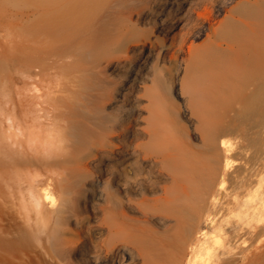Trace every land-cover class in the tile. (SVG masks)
I'll return each instance as SVG.
<instances>
[{"label": "bare ground", "instance_id": "6f19581e", "mask_svg": "<svg viewBox=\"0 0 264 264\" xmlns=\"http://www.w3.org/2000/svg\"><path fill=\"white\" fill-rule=\"evenodd\" d=\"M161 1L158 20L110 14L118 0H0L13 5L0 16L13 70L0 81V264H167L169 251L175 264H209L225 251L201 226L223 230L217 212L248 191L258 198L245 206L247 223L264 235V178L253 170L264 0ZM90 60L116 70L151 64L153 85L134 78L117 88L108 103L119 113L108 117L89 92ZM189 79L184 104L155 89Z\"/></svg>", "mask_w": 264, "mask_h": 264}, {"label": "rangeland", "instance_id": "374dc122", "mask_svg": "<svg viewBox=\"0 0 264 264\" xmlns=\"http://www.w3.org/2000/svg\"><path fill=\"white\" fill-rule=\"evenodd\" d=\"M169 1V0H168ZM118 5L111 8L110 14L118 15L121 17H126L131 11H139L142 10L147 18L151 17H159V19H163L166 17V13L164 12V8L161 5L163 1L161 0H118ZM2 2H0V16H2ZM3 15H10L9 13L13 5L10 3L2 6ZM7 11V12H6ZM163 13V14H162ZM162 14V15H161ZM158 19V18H157ZM158 19V20H159ZM189 20H184L185 26H182L183 30H186L190 25ZM142 24V23H141ZM141 27H151L150 22L142 24ZM10 30H5L0 27V81H4L9 79L12 76V48H11V38L12 35ZM8 33V35H6ZM203 35L197 39L200 41ZM130 59H134L133 54H129ZM91 62V63H90ZM89 68L92 70L88 72L86 75V82L94 85V88L89 90V92L93 93L96 96V100L94 101L96 104L105 103V115L114 116L115 113H119L118 110L110 107V103H108V99L113 97L114 93H116V89L119 87H128L130 85L129 80H133L134 78L138 81L140 86H149L153 85V76L154 71L152 69V65L148 64L146 66H142L141 70H137L135 65H126V63H122L118 70L114 68H106L104 69L102 66H99L95 61L86 62ZM91 65V66H90ZM94 66V67H93ZM119 67V66H117ZM136 67V68H135ZM96 68V69H95ZM133 73V74H131ZM181 76V75H180ZM97 83V84H94ZM35 84H30L29 86L33 87ZM169 85V84H168ZM166 84H159L155 89H157L163 98H172L177 104L185 103L186 98L189 96V92L191 91L190 87L192 85V81L189 79L184 85L179 87V85L171 84V91ZM40 86V85H39ZM37 93L40 90L33 88L29 93ZM136 95L140 97L139 105L142 109L140 115L145 117L147 115V99L148 97L145 95V92L138 88L135 91ZM98 95V96H97ZM110 96V97H109ZM78 97V96H77ZM81 100L83 96L79 97ZM114 98V97H113ZM93 102V103H94ZM261 119V116L254 112V177L255 174L258 173V177L264 178V155H260V148L264 146V124H258V120ZM111 123L108 122V124ZM87 128L95 130L94 124L87 122ZM94 128V129H93ZM105 161H109L106 159ZM106 194L99 196L97 194V199L95 202V209L97 212V217L95 220H92L93 224H97L102 222L103 220V212L107 210L109 206L108 197L111 195V190L104 191ZM108 192V193H107ZM258 194V193H257ZM255 195L253 191L242 192L240 194H234L232 198L229 199L228 203H224L226 206H231L232 209H226V207H221V209L217 212V218H220L222 223L224 224V229L218 231L213 227H209L207 225H202L201 229L206 228L208 231L212 233V235L217 236L219 240H217L213 246L214 248L219 250H224L225 254L221 256H210L206 260L207 263L217 262V264L221 262H232L233 264H264V235H259V226L256 221H253L252 224L247 223V215L244 211L245 206L254 202L258 195ZM87 197H89L90 192H88ZM83 199V198H82ZM83 202V201H82ZM223 205V206H224ZM230 225H234L231 228L228 227ZM251 233L253 235H251ZM100 237V238H99ZM106 239V236L103 234L97 237V241L100 243ZM102 240V241H101ZM230 249V251H227ZM164 261L167 264H175L177 263L178 256H173L172 252L169 251L167 256H163Z\"/></svg>", "mask_w": 264, "mask_h": 264}]
</instances>
